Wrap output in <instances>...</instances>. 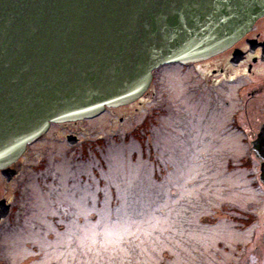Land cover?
<instances>
[{
	"label": "rangeland",
	"instance_id": "obj_1",
	"mask_svg": "<svg viewBox=\"0 0 264 264\" xmlns=\"http://www.w3.org/2000/svg\"><path fill=\"white\" fill-rule=\"evenodd\" d=\"M157 77V99L53 123L9 179L0 174V200L11 208L1 218L0 264H264L249 242L261 245L260 232L240 227L248 211L252 225L264 223V186L243 132L229 124L236 111L242 119L234 92L250 77L220 90L176 65ZM162 97L174 110L166 103L149 123L142 152L131 133ZM72 132L82 145H104L83 152L67 142Z\"/></svg>",
	"mask_w": 264,
	"mask_h": 264
},
{
	"label": "water",
	"instance_id": "obj_2",
	"mask_svg": "<svg viewBox=\"0 0 264 264\" xmlns=\"http://www.w3.org/2000/svg\"><path fill=\"white\" fill-rule=\"evenodd\" d=\"M263 14L264 0H0L1 174L51 122L136 100L158 65L214 55ZM252 148L264 184V124Z\"/></svg>",
	"mask_w": 264,
	"mask_h": 264
},
{
	"label": "flooded vegetation",
	"instance_id": "obj_3",
	"mask_svg": "<svg viewBox=\"0 0 264 264\" xmlns=\"http://www.w3.org/2000/svg\"><path fill=\"white\" fill-rule=\"evenodd\" d=\"M166 64L179 66L187 72L193 71L198 76H201L203 80L201 82L203 84L211 87L212 89L217 88L218 90H220V88H222L225 83H238L237 81L239 76L247 73V75L250 77V80H248L245 86L239 85L234 92V94L240 96L241 99V109L238 110L242 115V119L237 118L236 113H238V111H236L232 114L229 124L234 130L243 132V140L246 144L249 156L254 160L255 165L259 167L260 159L255 155V150L253 148L250 150V145L252 140L255 139L259 129L264 124V14L256 18L250 28L239 38H237L230 46L212 56L189 64L169 62L159 65L152 71V79L147 89L139 98H137L133 102H140L139 104L142 107L148 99H157L156 97L159 94L157 75L159 74L160 69H162V67ZM218 90H216L215 92L217 97L224 98V94H221V92H219ZM223 100L225 101V103L228 102L226 99ZM133 102L125 104V106H128ZM161 102L162 101L160 99L159 104H161ZM168 102L169 108H171V110L173 111L174 105L172 100H168ZM116 107H107L105 110L114 109ZM145 117L146 112L144 113L141 120H143ZM72 133L76 134L74 132ZM31 144L27 145L26 150L31 146ZM245 213L246 216L254 217L255 215L252 211H248ZM1 223L2 222H0V224ZM249 225H251L250 227H252L251 235L253 237H255L256 234L255 230L258 229V231L260 232L259 238L261 245L256 243L254 240L249 242L251 244L254 242V249L258 248L259 250H261L260 254H262V252H264V223L257 226L252 225V223H248L246 225H241L240 227H248ZM248 263V257H245L244 260H242V264ZM236 264L241 263L237 261Z\"/></svg>",
	"mask_w": 264,
	"mask_h": 264
},
{
	"label": "trees",
	"instance_id": "obj_4",
	"mask_svg": "<svg viewBox=\"0 0 264 264\" xmlns=\"http://www.w3.org/2000/svg\"><path fill=\"white\" fill-rule=\"evenodd\" d=\"M161 104L159 106L153 107L152 111L146 115V117L138 124V126H136V128L134 129V133H131V135L134 136V139L137 141V143L139 144V146L141 147L142 152H145V149H147V143L145 142L147 140V134L149 133V123L152 122L154 124H157V119L160 115H164L165 113H167V111L169 110L166 107V103H169L168 100H166L165 98H161ZM151 124L149 127H151ZM129 133H127V135L125 136V139H128L129 137ZM79 144H81V142L79 141ZM89 145V147H93L95 145H104V141L97 139L95 142H87L86 144L84 143V145L81 144V150L84 152L87 148V146ZM145 154V153H144ZM45 164L40 165L41 169H43ZM19 192V190H18ZM17 193V192H16ZM242 218L241 219V223H243V225H246L248 223H250V221L253 219L252 216H246V214L241 215ZM0 253H1V249H0Z\"/></svg>",
	"mask_w": 264,
	"mask_h": 264
}]
</instances>
